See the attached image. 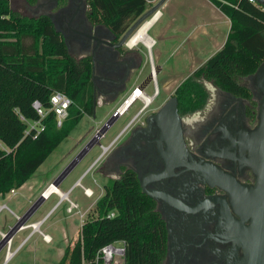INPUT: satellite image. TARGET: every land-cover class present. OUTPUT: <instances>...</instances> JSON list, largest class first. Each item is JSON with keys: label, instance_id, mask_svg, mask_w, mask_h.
Listing matches in <instances>:
<instances>
[{"label": "flooded vegetation", "instance_id": "af4514ba", "mask_svg": "<svg viewBox=\"0 0 264 264\" xmlns=\"http://www.w3.org/2000/svg\"><path fill=\"white\" fill-rule=\"evenodd\" d=\"M72 2L78 8L76 17L65 7L68 0H38L34 8L54 13L73 56L91 59L92 91L86 98L92 100L96 114L99 104L114 103L126 93L143 68V56L126 42L121 44L124 33L118 36L106 25L90 20L88 0ZM150 74L135 87L145 90L154 81ZM182 82L164 101L156 94L143 110H138L128 128L96 163V172L107 178L103 195L108 185L123 179L125 172H132L143 193L154 201V211L166 231L162 264H242L246 252L235 239L234 219H241L238 211L245 212L231 193L230 183L224 179L221 184L216 172H210L219 169L245 187H257L260 177L253 167L258 160L253 134L264 93L254 75L243 78L251 98L204 80L206 104L184 113L178 93ZM170 100L176 103L177 118L158 120L156 116ZM246 216L245 224L249 225L252 217L250 213Z\"/></svg>", "mask_w": 264, "mask_h": 264}, {"label": "trees", "instance_id": "16d2710c", "mask_svg": "<svg viewBox=\"0 0 264 264\" xmlns=\"http://www.w3.org/2000/svg\"><path fill=\"white\" fill-rule=\"evenodd\" d=\"M24 1L32 7L38 2ZM153 1L88 0V17L120 36ZM212 2L231 20L230 32L223 47L179 86L184 113L206 104L204 80L251 98L243 78L264 61V9L250 0ZM91 75V59H77L69 52L46 13L27 15L16 10L11 0H0V141L4 145H0V195L23 186L82 118L94 114L93 102L86 98L92 91ZM55 90L74 101L62 126L51 111L37 138L26 135L27 123L21 115L37 119L33 101L39 99L49 107ZM154 205L132 172H125L84 217L58 264H97L99 250L121 239L126 241L125 264H162L166 231ZM111 211L115 215L109 217Z\"/></svg>", "mask_w": 264, "mask_h": 264}, {"label": "rangeland", "instance_id": "374dc122", "mask_svg": "<svg viewBox=\"0 0 264 264\" xmlns=\"http://www.w3.org/2000/svg\"><path fill=\"white\" fill-rule=\"evenodd\" d=\"M11 1L13 7L24 14L38 15L44 12L40 8L36 10V8L32 6H28L24 0ZM158 1L159 0H154L151 2L148 9ZM171 1L174 4L175 12H177L181 7L182 0ZM161 10L162 13H164L162 17L164 24L169 18V14L163 10V8H160L159 11ZM226 19L227 18L217 20V32L212 34L216 37L215 39L200 34V37H197L195 41L191 40V42H195L191 47L189 46V42L186 43L183 41L184 34L176 30L179 23L172 26L173 31L171 30L168 34L160 37L158 28L162 21L161 18H159L157 25L152 26L148 32L154 39L151 53L147 46L141 41L134 46L127 45L132 50L141 53L143 56V68L133 79L126 93L114 103L99 104L95 116L86 114L79 124L71 131L69 136L49 155L39 166L34 175L23 184L17 193L13 194L9 192L4 195V197L6 196L5 198H0V204L6 202L19 215L15 217L7 209H4L0 213V227L4 221L12 224L5 232H8L11 228L14 229V224L17 221H22L23 215L29 211L32 206L37 204L29 220L34 221L45 217L41 230L49 234L52 238L50 242H46L41 234L36 233L25 242L20 252L6 264H58L66 245L72 237L76 236L75 234H77L81 228L84 217L90 211H93L96 202L104 193V186L107 183V178L96 172V164L91 167L103 151L100 143L108 145L112 138L118 134L136 114L142 106V102L140 100L136 101L128 112L119 116L113 125L108 128L105 135L100 134L94 138L95 142L100 141V143H96L59 184L63 192H68L74 183L86 173L81 179V182L84 186L94 190L91 196L85 194L81 185L75 186L68 197L71 201L76 203L77 206L73 207L72 211H69L68 209L71 206L70 199L67 198L60 202L61 197L56 192L52 193L47 199H42L43 192L51 183L59 179L64 169L69 165L72 159H74L75 154L84 145L86 140L95 137L94 135H96L97 131L121 107L125 99L132 93L133 88L142 78L152 71L153 67L161 71L157 73L156 79L151 82L145 90L149 94H154L157 91V97H159L161 102L167 99L180 82L188 77L215 52L218 46L217 44H219V41H222L229 30V23H227ZM212 31H214V29H212ZM0 145L4 146L2 142H0ZM30 230L31 229L22 230L20 235L16 236L13 248L19 244L22 237L26 236ZM1 239L0 235V240ZM4 254L6 256V250L3 248L0 253V262H2Z\"/></svg>", "mask_w": 264, "mask_h": 264}, {"label": "water", "instance_id": "95a60500", "mask_svg": "<svg viewBox=\"0 0 264 264\" xmlns=\"http://www.w3.org/2000/svg\"><path fill=\"white\" fill-rule=\"evenodd\" d=\"M166 0H159L155 5H153L150 9L145 11L140 17H138L134 23L127 29V31L124 33L122 37L121 44L126 42L128 44V41L133 36V34L148 20L151 19L161 8V6L164 4ZM259 3L264 5V0H257ZM65 7L70 8V13L72 17H76L78 15V8L75 2L71 3V0H68V3L65 5ZM47 15L52 19L56 30L63 34V30L58 26L56 20L54 19V13H47ZM67 47H69L68 42L66 41ZM159 72V69L156 70V73ZM251 76L254 75L255 81L257 86L260 88V90L264 93V61L260 64V66L257 68V70L250 74ZM150 77L153 78V73L150 74ZM177 107L174 100H170L167 102L164 107L161 109L160 113L156 116V118L160 121H165L169 119V116L172 117V119H176L177 116ZM96 114H94L95 116ZM121 116V111L117 110L107 121L106 123L97 131L95 137H92L86 145L79 151V153L74 157V159L69 163V165L64 169L59 179H56L54 181V184L59 186V184L64 180V178L67 176L68 173L79 163V161L85 157V155L90 151V149L96 144L100 143V141L95 142L94 138L97 136L105 135L108 128L113 125V123ZM129 126V125H128ZM128 126H125L120 133L116 136L117 139L119 136L128 128ZM180 126V125H179ZM254 139L253 144L255 146L256 154L258 155V160L255 163L254 169L259 175V183L257 187L248 188L245 187L243 184H241L239 181H237L234 177L231 175H227L223 172H221L219 169L218 171L212 169L214 172H210L211 174L218 177V181L222 184L225 179L227 183H230V191L234 195L235 200L237 201L238 205H241L244 212H239L241 214V219H234V236L235 239H237L244 247L246 252V258L244 259V262L242 264H264V101L261 104L260 113H259V124L257 125L255 131H254ZM100 145L103 148V144L100 143ZM108 148V147H107ZM103 149L100 156L94 161V163L91 165H95L105 154L107 151L106 149ZM217 168V167H216ZM86 174V173H85ZM83 174L78 181L73 185V187L81 181V179L84 177ZM225 186V185H224ZM229 187V186H228ZM227 186L225 188L228 189ZM70 192V190L68 191ZM43 198V196H42ZM34 205L32 208L27 211L23 215L22 221H17L14 224V229L10 233L12 235L14 232L20 229L21 225L25 224L31 217L35 207ZM250 213V217H252L251 224L246 225L245 221L247 219V214ZM6 239L2 238L0 240V253L4 248Z\"/></svg>", "mask_w": 264, "mask_h": 264}, {"label": "built area", "instance_id": "2783aa9c", "mask_svg": "<svg viewBox=\"0 0 264 264\" xmlns=\"http://www.w3.org/2000/svg\"><path fill=\"white\" fill-rule=\"evenodd\" d=\"M254 4H256L258 7L264 9V5L259 3L257 0H250ZM12 2V1H11ZM161 13V11H159ZM157 92V91H156ZM156 92L154 94H149L145 90H142L139 88V86L135 87L132 90V93L125 99L124 102H128L131 96H135V98L132 100V102L129 104V106L121 112V114H124L129 111V109L135 104L136 101L142 100L143 106L139 109V112L143 110L146 105L149 103L147 97H153L156 95ZM123 102V103H124ZM74 101L72 98H70L66 93L55 90L51 94L50 97V106L46 107L41 100L36 99L33 101V107L37 111L39 117L34 120H29L25 116L21 115V119L27 123V128L25 130L26 135H32L33 138H37L41 132L45 130V123L44 119L47 117V115L52 111L56 114V120L57 125L60 127L63 124V121L67 118L69 114V109L73 105ZM122 107V105H121ZM120 107V108H121ZM119 108V109H120ZM118 109V110H119ZM138 114V113H137ZM135 117V116H134ZM134 117L127 123L126 126L130 125L133 121ZM103 137V136H102ZM117 140V137H115L108 145L103 144V149L107 148L109 149L110 146H112ZM1 142V141H0ZM82 184V183H81ZM84 189V192L87 196H89L88 188L87 186L81 185ZM75 187V186H74ZM73 186L70 188V192L74 188ZM92 189V188H91ZM93 190V189H92ZM10 192L15 193L16 189H12ZM69 192V193H70ZM94 193V191H93ZM70 199V198H68ZM71 201V199H70ZM2 207H6L5 204L1 205ZM77 204L71 201V206L69 207V211H72L73 207H76ZM115 215V211H111L108 216L112 217ZM44 219L36 222H26L25 224L21 225L20 229L14 232L12 235L10 233L13 231L11 228L8 232H2L0 231L1 238L6 239L4 249L6 250V259H9V257H12L24 244L25 238L15 247L13 248V244L16 238V235L19 231L24 230L25 228L32 227L35 230V224L41 223ZM38 231L42 232L40 228H38ZM44 239L48 240L47 234L44 235ZM125 256H126V241L124 239L116 240L114 242L108 243L107 245L103 246L96 257L97 264L99 261H103V264H125Z\"/></svg>", "mask_w": 264, "mask_h": 264}, {"label": "crops", "instance_id": "0c3cea01", "mask_svg": "<svg viewBox=\"0 0 264 264\" xmlns=\"http://www.w3.org/2000/svg\"><path fill=\"white\" fill-rule=\"evenodd\" d=\"M172 3V4H171ZM163 8V10H165L166 12H168L169 14V18L166 20V22L163 24V20L162 17L164 16V13H162L161 10V14L162 16L161 18V23L160 26L158 28V33L159 36H163L165 34H168L169 31H173L172 26H174L176 23H179V26L177 27V31L179 33H183L184 34V40L186 43L189 42V46H193V44H195V40L197 37H200V34H202V36H209V38L211 39H215L216 37L213 36V33H216V22L218 19H224L227 18L226 21L227 23H229V30L227 32V34H225V36L223 37L222 41H219V44H217V49L215 50L214 53H216L218 50H220L223 45L225 44L228 34L230 32V26H231V20L229 19V17L227 15H225L213 2L212 0H182L181 1V7L179 8V10L177 12H175L174 9V4L171 0H166L164 2V4L161 6V9ZM159 20V19H158ZM157 22L153 25H157ZM211 28V31H210ZM212 29H214V31H212ZM219 34V33H218ZM191 40H194L193 42H191ZM218 43V42H217ZM213 53V54H214ZM212 54V55H213ZM211 55V56H212ZM210 56V57H211ZM125 114V113H124ZM123 114V115H124ZM123 129V128H122ZM121 129V130H122ZM120 130V131H121ZM120 133V132H119ZM118 133V134H119ZM116 134L112 140L118 135ZM111 140V141H112ZM110 141V142H111ZM22 187V186H21ZM20 187V188H21ZM16 189V192L20 189ZM63 191V190H62ZM13 193V194H15ZM5 198L4 196L0 195V198ZM2 204H5L6 207H2L0 208V213L4 210L7 209L11 214H13L15 217L19 216L6 202H2L0 204V206ZM45 218V217H44ZM44 218H41L39 220H34V221H30L29 222H36V221H40ZM17 219V218H16ZM44 220L41 222L40 225V230H41V226L43 224ZM2 226L0 227V231L5 232L7 231L10 227H11V223H8L6 221H4L2 224ZM27 229H31L29 231V233L26 236H23L22 239L20 240V242L25 238V242H27L32 236H34L36 233H39L42 235L43 239H44V235L47 234L45 232H40L38 230H34L32 227H27L24 230ZM23 230V231H24ZM22 231V230H21ZM18 232V235H20V232ZM45 240V239H44ZM46 241V240H45ZM19 242V243H20ZM24 242V244H25ZM47 242V241H46ZM69 243V242H68ZM23 244V246H24ZM68 245V244H67ZM66 245V246H67ZM23 246L10 258V259H6V256L4 254V258L2 260V262H0V264H6L8 263L11 259H13L19 252L20 250L23 248ZM66 248V247H65ZM65 251V249H64ZM64 254V252H63ZM63 256V255H62ZM61 259V258H60Z\"/></svg>", "mask_w": 264, "mask_h": 264}, {"label": "bare ground", "instance_id": "6f19581e", "mask_svg": "<svg viewBox=\"0 0 264 264\" xmlns=\"http://www.w3.org/2000/svg\"><path fill=\"white\" fill-rule=\"evenodd\" d=\"M161 17V13L158 11L151 19H148L134 34L133 36L130 38V40L128 41V45L129 46H134L136 45L138 42H143L148 50L150 51V53L152 52V47L154 45V39L149 35V29L152 28V26L157 22V20ZM160 71V70H159ZM151 73H153V80L156 79L157 77V73H156V67L152 68ZM135 98V96H131L130 99L128 100V102H124L122 104V107L119 109V111L123 112L128 106L129 104L132 102V100ZM148 101L150 102L152 100V97H147ZM95 136V135H94ZM77 185H82L81 181L79 183H77ZM58 193L59 196L61 197L60 202L64 199L69 198V192H63L59 186L55 185L54 183H51L47 189L43 192L42 196L43 198H48L52 193ZM88 193L89 196H91L92 193V189L88 188ZM42 198V199H43ZM59 202V203H60ZM0 208H2V206H0ZM23 218V217H22ZM41 223H36L35 224V230H38V228L40 227ZM47 238L48 240H46L47 242H50L52 240L51 236L49 234H47ZM11 257H9L10 259Z\"/></svg>", "mask_w": 264, "mask_h": 264}]
</instances>
